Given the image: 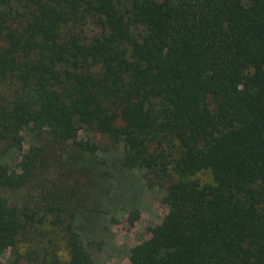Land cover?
<instances>
[{"label":"trees","instance_id":"obj_1","mask_svg":"<svg viewBox=\"0 0 264 264\" xmlns=\"http://www.w3.org/2000/svg\"><path fill=\"white\" fill-rule=\"evenodd\" d=\"M111 149L168 206L129 264H264V0H0V264H92Z\"/></svg>","mask_w":264,"mask_h":264},{"label":"rangeland","instance_id":"obj_2","mask_svg":"<svg viewBox=\"0 0 264 264\" xmlns=\"http://www.w3.org/2000/svg\"><path fill=\"white\" fill-rule=\"evenodd\" d=\"M28 144L27 135L26 147ZM102 156L110 173L90 190L89 203L95 209L82 214L77 227L92 250V264H129L132 247L147 239L151 229L168 213L163 200L165 189L149 186L139 169H118L115 159L121 153L117 149ZM6 157L11 159L14 154ZM2 158L4 154L0 153ZM12 259L8 249L1 264H11Z\"/></svg>","mask_w":264,"mask_h":264}]
</instances>
